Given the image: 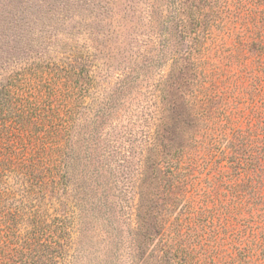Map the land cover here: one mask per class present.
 <instances>
[{"label":"rangeland","instance_id":"374dc122","mask_svg":"<svg viewBox=\"0 0 264 264\" xmlns=\"http://www.w3.org/2000/svg\"><path fill=\"white\" fill-rule=\"evenodd\" d=\"M18 1L0 0L4 44L13 32L3 34L6 12ZM127 1H115L124 14L110 19L104 0H84L86 26L71 22L68 44L92 57L81 121L100 109L107 116L90 153L100 156L97 196L109 207L89 203L81 217L67 197L71 238L60 264H264V0L184 2L199 10L195 21L179 0H155V11L152 0ZM173 56L186 71L169 78ZM178 154L201 165L172 191L164 162Z\"/></svg>","mask_w":264,"mask_h":264},{"label":"trees","instance_id":"16d2710c","mask_svg":"<svg viewBox=\"0 0 264 264\" xmlns=\"http://www.w3.org/2000/svg\"><path fill=\"white\" fill-rule=\"evenodd\" d=\"M104 1L107 18L124 14L117 4L118 9L113 6L117 0ZM188 1L179 0V11L195 21L199 10L193 4L183 7ZM156 3L148 1L147 7L155 11ZM88 4L84 0H19L6 12L3 34L13 32L6 44L0 35V264H60L71 238L73 212L67 197L81 217L89 203L108 211L106 195L97 196L104 190L100 156L95 150L90 153L105 114L100 109L91 122L81 121L94 86L92 57L68 44L75 29L73 19H80L76 29L86 26L82 18ZM181 23L178 19L176 26ZM30 30H34L33 38ZM185 53L190 60L191 50ZM178 63L173 56L169 78L175 69L185 74L186 63ZM157 92V110L162 113L166 89L158 87ZM159 126L150 149L155 148ZM174 158L164 162L172 191L187 185V176L201 165L196 155ZM251 160L245 158L244 163L249 166ZM230 163L239 170L245 167L233 158ZM173 241L174 237L175 245Z\"/></svg>","mask_w":264,"mask_h":264}]
</instances>
